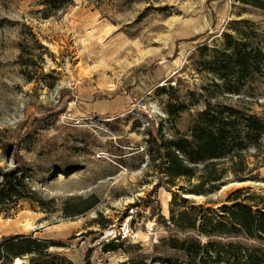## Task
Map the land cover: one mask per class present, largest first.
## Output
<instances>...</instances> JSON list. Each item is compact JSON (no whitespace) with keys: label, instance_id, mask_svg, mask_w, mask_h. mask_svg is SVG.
Listing matches in <instances>:
<instances>
[{"label":"rangeland","instance_id":"1","mask_svg":"<svg viewBox=\"0 0 264 264\" xmlns=\"http://www.w3.org/2000/svg\"><path fill=\"white\" fill-rule=\"evenodd\" d=\"M42 1L0 0V166L23 158L55 211L24 202L0 214V240L33 233L76 264H117L137 245L159 257L162 239L186 235L167 222L175 194L188 207L220 209L237 196L264 207V150H244L237 171L219 161L223 178L199 195V177L166 183L149 142L190 137L209 103L264 116V73L244 85L231 74L240 94L216 85L226 35L264 49V11L234 0H73L43 18ZM86 200L96 203L84 213L64 212ZM111 240L123 249L102 252ZM17 259L0 264H28Z\"/></svg>","mask_w":264,"mask_h":264},{"label":"trees","instance_id":"2","mask_svg":"<svg viewBox=\"0 0 264 264\" xmlns=\"http://www.w3.org/2000/svg\"><path fill=\"white\" fill-rule=\"evenodd\" d=\"M234 1L264 11V0ZM72 3L73 0H43L39 12L43 18H49ZM241 22L249 23L248 20ZM198 38L199 35L192 39ZM225 45L221 54L228 62H221L217 72L222 83L216 85H224L228 92L240 94L241 88L233 87L231 74L238 75L241 82L255 73L263 74L264 49L253 48L247 38L237 41L231 35H226ZM191 132L190 137L180 132L171 137L152 134L149 142L157 145L158 155L154 159L160 160L158 166L166 183L174 185L180 177H199L200 182L192 190L199 195L213 190L205 189L208 183L215 188L223 178L224 168L219 167V161L231 159L237 171L244 161V150L251 146L264 150V116L242 113L232 105L209 103ZM23 165V158L18 157L14 167L0 166V214L11 216L24 202L37 204L43 212L55 211L51 205L55 200L41 196ZM179 198L178 194L174 195L167 222L186 235L171 234L162 239L165 249L159 257L137 245L139 253L117 264H264V207L256 208L239 196L220 209L201 204L188 207L190 200L180 201ZM95 203L86 200L79 208L68 205L64 212L78 215ZM52 246L55 244L33 233L9 235L0 240V261L13 263L17 258H27L28 264H76L63 254L51 251ZM121 249L122 242L111 240L101 244L104 253Z\"/></svg>","mask_w":264,"mask_h":264},{"label":"built area","instance_id":"3","mask_svg":"<svg viewBox=\"0 0 264 264\" xmlns=\"http://www.w3.org/2000/svg\"><path fill=\"white\" fill-rule=\"evenodd\" d=\"M120 235H121V237L122 238H126V237H129L130 236V230L129 229H126V228H122V231H120ZM16 260H18L19 262H21L22 263V260L21 259H16ZM21 260V261H20ZM20 263V264H21Z\"/></svg>","mask_w":264,"mask_h":264},{"label":"bare ground","instance_id":"4","mask_svg":"<svg viewBox=\"0 0 264 264\" xmlns=\"http://www.w3.org/2000/svg\"><path fill=\"white\" fill-rule=\"evenodd\" d=\"M29 227V226H28ZM112 233H114V231H108V235H110V234H112Z\"/></svg>","mask_w":264,"mask_h":264}]
</instances>
